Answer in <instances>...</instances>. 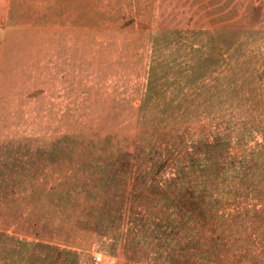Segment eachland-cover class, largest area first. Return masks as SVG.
Here are the masks:
<instances>
[{
	"label": "rangeland",
	"instance_id": "374dc122",
	"mask_svg": "<svg viewBox=\"0 0 264 264\" xmlns=\"http://www.w3.org/2000/svg\"><path fill=\"white\" fill-rule=\"evenodd\" d=\"M0 264H264V0H0Z\"/></svg>",
	"mask_w": 264,
	"mask_h": 264
},
{
	"label": "trees",
	"instance_id": "16d2710c",
	"mask_svg": "<svg viewBox=\"0 0 264 264\" xmlns=\"http://www.w3.org/2000/svg\"><path fill=\"white\" fill-rule=\"evenodd\" d=\"M191 68H192V66H191ZM191 68H189V69H191ZM219 137H220L219 143H217V144H215L214 142H209L208 143L209 146H211V148L212 147L213 148L222 147L223 144L226 143V140H225L226 138L223 135H220ZM220 142L223 143V144H220ZM246 152H249V151H246ZM196 236L194 235L195 238H197ZM185 241H187L186 238H185V240H183V242H185ZM181 242H182V238H181ZM202 252H203V255L201 257H203L202 259L204 260V262H206V260H207L206 256H208V255H207L206 250L204 249V247L202 248Z\"/></svg>",
	"mask_w": 264,
	"mask_h": 264
},
{
	"label": "built area",
	"instance_id": "2783aa9c",
	"mask_svg": "<svg viewBox=\"0 0 264 264\" xmlns=\"http://www.w3.org/2000/svg\"><path fill=\"white\" fill-rule=\"evenodd\" d=\"M97 260H98V261H101V260H102V257H99Z\"/></svg>",
	"mask_w": 264,
	"mask_h": 264
},
{
	"label": "crops",
	"instance_id": "0c3cea01",
	"mask_svg": "<svg viewBox=\"0 0 264 264\" xmlns=\"http://www.w3.org/2000/svg\"><path fill=\"white\" fill-rule=\"evenodd\" d=\"M5 5H6V1H5ZM1 10H3V9H1ZM3 12H4V10H3Z\"/></svg>",
	"mask_w": 264,
	"mask_h": 264
}]
</instances>
